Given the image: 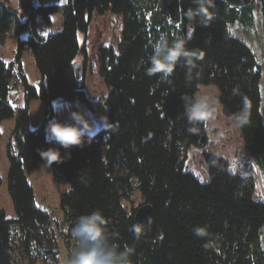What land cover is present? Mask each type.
<instances>
[{
    "label": "trees",
    "instance_id": "obj_1",
    "mask_svg": "<svg viewBox=\"0 0 264 264\" xmlns=\"http://www.w3.org/2000/svg\"><path fill=\"white\" fill-rule=\"evenodd\" d=\"M256 1L264 29V0H66L62 7L37 8L33 0H19L22 21L0 2V44L34 16L63 18L59 33L20 42L15 64L0 59V123L15 119L6 154L16 214L9 221L0 210V264H16V258L60 264L58 237L69 257L82 247L103 264H264V203L254 199L252 179L231 174L212 154L203 156L206 183L186 170L188 152L206 134L198 89L214 88L264 181L261 68L228 31L235 22L254 25ZM94 13L123 21L117 52L99 50V75L109 94L98 101L87 99L73 69L80 57L85 64L79 36ZM25 47L40 75L38 89L22 73ZM17 75L25 103L15 110L8 94ZM58 99L85 104L106 120L104 128L93 137L48 142ZM34 100L44 104V115L31 131ZM44 160L70 185L60 199L61 223L37 207L27 181ZM136 194L138 207H151L141 224L134 218L138 207L129 208Z\"/></svg>",
    "mask_w": 264,
    "mask_h": 264
},
{
    "label": "rangeland",
    "instance_id": "obj_2",
    "mask_svg": "<svg viewBox=\"0 0 264 264\" xmlns=\"http://www.w3.org/2000/svg\"><path fill=\"white\" fill-rule=\"evenodd\" d=\"M8 2L13 9H20L19 0H0ZM34 7H50L65 5L66 0H33ZM20 11V10H19ZM21 12V11H20ZM22 13V12H21ZM23 14V13H22ZM255 22L252 27H244L239 22L228 25L230 35L249 47L257 63L261 68L260 99L262 103V119H264V29L261 21L260 3L255 2ZM26 17L24 16V19ZM61 13L51 14L46 20L42 16H34L30 25L16 35L11 31L4 42L0 44V59L6 64H15L20 42L27 41L37 35L46 38L62 30ZM122 17L112 14L102 16L92 14L86 33L79 36L81 44L85 48V64L82 58L76 62L82 64V82L84 94L90 101H98L106 98L109 91L99 75V50L111 48L115 53L122 39ZM22 73L28 84L38 89L40 75L36 69L33 55L28 47H25L20 57ZM15 71L17 67L15 66ZM8 102L11 107L18 110L24 106V89L16 76L11 82V90L8 94ZM197 107L203 114L205 127V142L199 148L188 152L186 170L192 173L200 182L206 183L207 170L203 162L205 154L220 157L228 163L229 172L240 178H251L254 185V199L264 203V181L245 150L240 132L234 120L226 114L218 104V93L214 88L199 87L196 95ZM54 121L47 141L61 140L68 137L87 135L95 136L105 126L106 120L92 114L87 106L82 103L71 102L66 99H58L53 103ZM44 115V104L39 100L29 104V129L36 130ZM264 123V121H263ZM15 119L4 120L0 123V210L3 211L6 220H15L16 214L13 208L7 188V175L9 162L6 147L10 141V135L14 128ZM104 146V142H102ZM27 181L32 188L37 207L46 213L51 221L61 223L64 219V211L61 207V195L70 190V185L48 160L37 164L36 169L27 175ZM141 203L136 194L130 203L137 208ZM127 205V204H126ZM128 206V205H127ZM64 230V229H63ZM60 251V264H103L90 258L88 252L82 247L71 249L70 257L61 237H58ZM261 244L264 248V229L261 236ZM16 264H24L16 258Z\"/></svg>",
    "mask_w": 264,
    "mask_h": 264
},
{
    "label": "water",
    "instance_id": "obj_3",
    "mask_svg": "<svg viewBox=\"0 0 264 264\" xmlns=\"http://www.w3.org/2000/svg\"><path fill=\"white\" fill-rule=\"evenodd\" d=\"M9 10L15 14H19L18 10L17 9H13V8H9ZM19 18L22 20L23 19V15L22 14H19ZM73 69H74V73H75V77L77 80H81L82 78V64L79 63V62H75L73 63ZM104 108L107 109L108 108V105L107 103H104ZM205 142V137H203L200 142H199V145H203ZM151 211V207L149 205H142L140 207L137 208L136 212H135V215H134V218H135V221L139 224H141L144 219L148 216V214L150 213Z\"/></svg>",
    "mask_w": 264,
    "mask_h": 264
},
{
    "label": "flooded vegetation",
    "instance_id": "obj_4",
    "mask_svg": "<svg viewBox=\"0 0 264 264\" xmlns=\"http://www.w3.org/2000/svg\"><path fill=\"white\" fill-rule=\"evenodd\" d=\"M19 10L23 13V9L20 8ZM19 10H18L19 14H22ZM19 14H16V15H18V17H19ZM22 15H23V19L22 20H24V14H22ZM19 20H21V19L19 18Z\"/></svg>",
    "mask_w": 264,
    "mask_h": 264
},
{
    "label": "crops",
    "instance_id": "obj_5",
    "mask_svg": "<svg viewBox=\"0 0 264 264\" xmlns=\"http://www.w3.org/2000/svg\"><path fill=\"white\" fill-rule=\"evenodd\" d=\"M260 112H261V115H262V103H261V107H260ZM263 121H264V119H263Z\"/></svg>",
    "mask_w": 264,
    "mask_h": 264
}]
</instances>
